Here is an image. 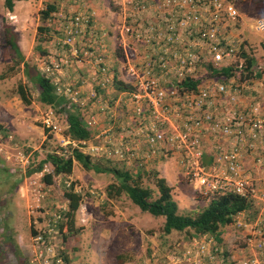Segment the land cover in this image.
<instances>
[{
    "label": "built area",
    "instance_id": "1",
    "mask_svg": "<svg viewBox=\"0 0 264 264\" xmlns=\"http://www.w3.org/2000/svg\"><path fill=\"white\" fill-rule=\"evenodd\" d=\"M113 1L117 19L106 28H98L91 0H71L67 12L58 9L47 18L64 54L56 58L50 49L38 71L76 107L91 131L88 140L79 141L85 147L78 148L137 167L169 156L203 198L235 193L250 199L255 217L247 221L240 212L231 223L246 232L243 255L220 253L215 238L204 234L185 246L183 256L190 264H264V71L255 62L241 74L243 62L234 63L237 37L229 28L240 17L237 8L229 0ZM255 28L264 30V20H256ZM109 46L124 53L122 68L116 55L107 59ZM75 65L85 68L86 76L59 85L54 77ZM233 65L228 77L213 76L208 69ZM117 81L127 87L117 88ZM184 82L198 83L189 87ZM93 85L117 93L115 108H121L125 120L119 122L122 117L110 110L109 135L100 133L99 113L92 107H110ZM42 127L59 130L54 114L43 116ZM101 136L103 143H91ZM248 157L260 174L258 184L246 166ZM34 239L46 247L44 234ZM154 255L145 264L156 262Z\"/></svg>",
    "mask_w": 264,
    "mask_h": 264
},
{
    "label": "rangeland",
    "instance_id": "2",
    "mask_svg": "<svg viewBox=\"0 0 264 264\" xmlns=\"http://www.w3.org/2000/svg\"><path fill=\"white\" fill-rule=\"evenodd\" d=\"M50 1L15 0L13 11L8 12L0 0V264H145L153 254L157 258L153 264H190L184 258L183 250L193 237L177 231L164 234V218L141 211L124 193L108 198L106 187L116 182L111 173L87 170L77 161L73 162L70 174L56 175L48 161L43 163L40 171L28 173L37 168L48 154L68 155L75 146L81 150L85 147L65 135V112L38 100L37 87L27 80L23 64L16 63V54L8 43L9 37H13L25 60L35 69L50 49L61 54L55 53L56 58L61 57L64 48L56 43L60 35L47 25V19L43 22L40 17L41 10ZM104 1L103 5L99 4L102 10L110 1V11L117 9L113 0ZM229 1L240 15L229 28L237 37L234 63L242 61L246 65L240 55L244 52L253 57L254 63L264 71V30L255 28L256 20H264V0ZM57 4L56 10L63 13L71 8V0H57ZM40 26H47L48 30L41 31ZM111 49L109 60L119 57ZM116 64L117 67L124 66L121 60ZM244 68L241 74L247 73ZM79 74L86 75V69L75 65L74 68H64L63 73L54 78H58L59 85L75 84L80 80ZM19 85L25 86L30 103L25 104L21 100L17 92ZM92 87L110 107L98 110L92 107L94 113H100H95L98 124L107 129L111 122L109 111L115 108L117 93ZM87 108L91 111L89 105ZM115 111L122 113L120 107ZM48 113L54 114L58 121L57 132L42 127V118ZM98 142H104L102 136L91 143ZM86 151L90 149L86 148ZM90 156L92 161L123 167L135 178L139 173L138 183L150 187L155 196L153 173L157 172L165 179L168 177L166 181L173 185L172 194L180 214H195L211 199L199 195L197 185L182 177L176 161L169 156H161L145 167L126 165L103 156ZM252 160L248 157L246 166L251 172L252 182L258 184L260 174L252 170ZM44 173L52 175L51 184L43 181ZM66 190L80 196L72 221L67 215L69 200ZM244 218L249 221L252 216L246 214ZM223 231L221 242L214 239L220 253L243 255L241 250L246 232L233 224L227 225ZM37 233L44 234L46 247L35 242Z\"/></svg>",
    "mask_w": 264,
    "mask_h": 264
},
{
    "label": "trees",
    "instance_id": "3",
    "mask_svg": "<svg viewBox=\"0 0 264 264\" xmlns=\"http://www.w3.org/2000/svg\"><path fill=\"white\" fill-rule=\"evenodd\" d=\"M14 1L3 0L8 12L13 11ZM57 6V0H51L46 3L45 8L40 12L41 20L45 22L51 12L57 9ZM47 28V26L39 27L41 31H47ZM8 43L16 54V63L23 64V72L27 80L37 87L38 100L43 104L65 112V135L77 142L88 140L92 135L91 131L83 124L80 112L76 107L68 105L66 98L56 92V87L50 78L44 76L38 69L28 64L13 37H9ZM240 55L245 59L246 65L244 69L249 71L250 67L254 64V58L244 52H241ZM208 69L212 70L211 75L213 76L228 77L233 74L231 71L234 70V65L221 69H214L208 66ZM197 83L184 82V85L192 87ZM126 87L127 85L121 81H117V88L124 89ZM17 92L23 103H30V96L27 94L25 86L19 85ZM0 129H2L1 125ZM47 161L52 164L56 175L70 174L74 161L80 163L87 170L92 169L99 173H111L116 182L107 185V197L113 198L124 193L141 211L148 212L153 216H162L164 218L162 232L166 235L173 231L185 232L190 238L193 237V240L204 234H210L217 242H221L223 229L233 222L234 217L238 213L247 211L249 213L246 214L248 216L251 215V219L256 215V208L252 204V201L235 193L220 194L211 198L209 203L195 214H180L178 212L177 201L173 198L172 187L164 177L158 176L157 172L153 173V182L157 190V195L155 196L150 187L141 186L138 183L136 178L139 177V173L135 178L129 170L111 165L109 160H107L109 164L92 161L89 154L82 152L77 147L71 148L68 155L58 153L48 154L46 159L41 161L37 168L28 173L40 171L43 163ZM42 177L46 184L52 183V175L50 173H44ZM65 195L69 200L67 215L70 216L72 221L80 196L70 190H66Z\"/></svg>",
    "mask_w": 264,
    "mask_h": 264
},
{
    "label": "crops",
    "instance_id": "4",
    "mask_svg": "<svg viewBox=\"0 0 264 264\" xmlns=\"http://www.w3.org/2000/svg\"><path fill=\"white\" fill-rule=\"evenodd\" d=\"M105 3V1L104 0H91V4H92V6L94 7V9H95V11H96V14H97V17H96V22H97V26H98V28H100V27H103V28H106V27H108L109 26V23L111 22V20L114 18V19H117V17H113V13L110 11V2H109V4L107 5V6H105V10L107 11L106 13H104L105 12V10L103 9H101L100 7H101V5H99L100 3L103 5V3ZM117 10V9H116ZM111 14H112V16H111ZM109 44H110V41H109ZM111 45V44H110ZM112 47H110L109 46V48H108V50H107V56H108V58L107 59H109V54H110V51L112 50L111 49ZM114 52H115V55L117 54L118 56H119V60H122L123 61V58H124V53L120 50V49H114L113 50ZM115 59V58H114ZM79 73V72H78ZM80 73H85V71H80ZM83 76H86V75H83ZM88 80H89V78H88ZM86 89H88V87L86 86V88H85V90ZM100 114V113H99ZM117 114H119V117L121 116L120 115V113L119 112H117ZM122 117V119H118V121L119 122H123L124 120H123V115L121 116ZM125 118V117H124ZM99 119V118H98ZM109 126H110V123H109ZM109 126L107 127V129L106 128H104V127H102L100 124H98V126H97V128L98 129H100V133H104V132H107V134L109 135L110 133H111V131H110V128H109ZM107 135V136H108ZM161 157V156H160ZM160 157H158V158H160ZM157 158V159H158ZM171 176V175H170ZM165 177V176H164ZM168 177H166V179H167ZM171 187H172V191H174V189H173V185L172 184H169ZM183 199H180V201H182ZM178 204V203H177ZM178 210H179V206H178ZM245 215H246V213L245 212H242L241 214H240V217H245ZM226 228V227H225ZM224 228V229H225ZM223 233H224V231L222 232V235H223ZM222 235H221V237H222Z\"/></svg>",
    "mask_w": 264,
    "mask_h": 264
}]
</instances>
